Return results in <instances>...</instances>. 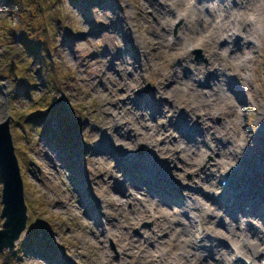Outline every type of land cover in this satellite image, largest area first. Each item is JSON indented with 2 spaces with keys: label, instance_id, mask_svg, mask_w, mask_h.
<instances>
[{
  "label": "rangeland",
  "instance_id": "rangeland-1",
  "mask_svg": "<svg viewBox=\"0 0 264 264\" xmlns=\"http://www.w3.org/2000/svg\"><path fill=\"white\" fill-rule=\"evenodd\" d=\"M158 1L175 4L164 20L157 19L163 8L155 0H0V122L11 116L32 238L24 245L27 235L14 252H0V264H220V257L231 258L230 242L243 238L246 222L250 229L264 222V126L257 123L264 112V30L246 55L252 58L239 68L238 55L226 57L224 45L234 37L243 43L249 37L243 30H231L234 37L225 44L218 33L208 36V26L188 37L189 23L180 15L194 0ZM256 3L262 4L264 19V0ZM211 13L209 23L218 24L219 13ZM244 13L248 20L251 15ZM161 40L173 41L172 55L156 52ZM212 51L218 59L210 60ZM217 66L228 97L203 102L207 73ZM166 70L171 74L161 84ZM235 72L245 81H232ZM177 81L186 95L171 92ZM147 85L151 89L139 95ZM235 90L247 104L237 103L245 147L252 136L259 139L258 152L239 154L224 173L245 186L234 193L220 189L224 177L213 163L221 160L216 152L224 142L216 149L210 137L231 128L224 109L239 99ZM53 98L58 103L48 110ZM204 113L213 116L207 124L217 130L207 141L202 139L207 120H198ZM30 115L41 122L28 121ZM203 141L206 151L197 160ZM212 177L222 204H212V213L200 212L206 232L202 248L188 244L182 250L180 242L189 239L186 230L195 223L189 213L178 212V200L186 197L182 190L197 199ZM241 193L247 197L225 213L236 224L232 240L218 238L215 251L206 225L222 214L228 196ZM245 204L252 205L247 213L257 215L235 220ZM260 246L264 251V240ZM245 258L231 262L244 264ZM257 260L264 263V253Z\"/></svg>",
  "mask_w": 264,
  "mask_h": 264
},
{
  "label": "bare ground",
  "instance_id": "bare-ground-1",
  "mask_svg": "<svg viewBox=\"0 0 264 264\" xmlns=\"http://www.w3.org/2000/svg\"><path fill=\"white\" fill-rule=\"evenodd\" d=\"M180 1L184 0H176L175 3H179ZM253 3H252V2ZM156 4L161 6V8H163V12L161 15L157 16V19H160V17H163V20L168 18V13L172 12L171 9L168 6H173L175 5L174 3L172 4H167V3H162L158 0H155ZM212 3V8H209V3ZM236 4H240V6H242V8H239L240 6H235ZM242 4V5H241ZM168 8V9H167ZM175 9V8H172ZM216 11L219 16V21L218 24H213L211 25V23H209V18L207 16H209L210 14H212V11ZM263 6L260 3H256V0H244L242 3H239V0H194L192 1V3H190V5H187V7H182V11L183 14L180 15V18H183L187 21V23H189V29H191L189 31V33L187 34L188 37L190 36H197L199 34L198 30L202 27L208 26V33H210L208 36H212L215 34H220V42H222L223 44H225L226 42H228L226 39H230L232 38V36L234 37V34L231 35L230 32L231 30H243L240 31L239 34L240 36L243 35H247L249 36L247 39H245V41L243 43H240V40H235L236 37H234V41L231 42L233 43V45H230L231 43L229 42V44H226L224 46L227 53L231 54V55H226V57H234L238 55L237 58V66L239 68H242L245 66L246 61L252 58V57H246V55H248L249 53H253L254 52V48H255V42L254 39L256 38V36L258 35V37H260V32L261 30H264V19H263ZM243 12H245L244 14H250L251 16L248 17V20L242 17L243 16ZM258 16V17H257ZM244 19V21L242 20ZM252 26V28L250 30L245 28L247 26ZM242 27V29H241ZM115 30L119 31V27L115 26ZM208 37V38H209ZM200 38V37H199ZM172 42L173 41H157L156 42V52L158 53V51H161V53H168V55H172L169 51L170 48L172 46ZM248 50V51H247ZM236 51V52H234ZM237 52L239 54H237ZM247 52V53H246ZM219 53L217 52V56L215 54V51H212L210 60L213 59H218L217 57H219ZM244 56V58H243ZM241 58V59H240ZM223 61V60H222ZM219 66H217V70L216 71H211L207 74H211L209 77L206 78V81H208V83H206V85L208 84V88L209 91H207L204 95H205V99H203V102L206 103H211L214 101H219L222 98H227L228 95L226 94V88L224 86V81L222 78H219V72L220 69L218 68ZM123 68V67H122ZM227 68H230L227 66ZM126 69V67H125ZM128 69V68H127ZM244 70V69H243ZM132 71L133 74L137 73L136 69H130V72ZM162 73V79L160 81V83L162 84V82L164 83L163 80H166L167 77L170 76L171 72L166 70V71H161ZM207 74H204L207 75ZM235 78L232 81L237 80H243L245 81L244 77H241L237 74V72H235L234 74ZM242 82V81H240ZM171 85V84H170ZM166 87V85H165ZM183 85L180 84L178 81L174 82V84L172 86H170V90L172 93L174 92H182V94L186 95L185 89L182 88ZM164 90V89H163ZM238 90V89H236ZM235 90V91H236ZM197 91V90H196ZM237 93L239 91H236ZM234 93V91H233ZM239 95V99L237 98V102H230L229 106L226 107L224 110H227L228 114L230 115V118L232 119V123L231 124V128L228 129L226 131V133L224 134H220V137H217L216 135L212 136V139L210 137V142H213L216 144V149H218V145L219 142H224L223 145L221 146L222 148L218 149L216 153H218L219 158H221V160L219 161V159L215 160V162L213 163L214 167L217 169H221V175L223 177H227L225 176V172L229 171V169L227 170V167L230 166V164L233 162L232 159H236L239 158V154L242 155V153H245L246 151H256L258 152V147H257V139L256 136H252V140L250 141H246L247 144L251 145L249 147H245V143H244V138L242 135V126L239 124L238 121V114H239V107L237 106L238 104L243 105H247L243 98L241 93H238ZM183 96V95H182ZM237 96V95H236ZM206 105V104H204ZM208 107H211V105H208ZM191 109H195L196 110V106H193V108H190V112L195 111V110H191ZM262 109L264 111V103L262 104ZM223 109H218L216 110V114L217 115H222L223 113ZM196 113V112H195ZM206 116V117H205ZM205 117V119H204ZM213 116H210L209 113H204V116H201L198 120H202L205 121V125L207 126L208 130L206 129L205 134L203 137L196 135V137H202L203 140L207 141V136L211 133V131L217 132L216 127L214 125L209 126L207 123L212 119ZM201 122V121H200ZM257 123L260 126V128H262L264 126V112L260 111V114L257 116ZM240 134V137L238 136ZM238 136V137H237ZM218 141V142H217ZM227 143L229 145H227ZM254 144V145H253ZM194 145H192L193 147ZM215 149V150H216ZM198 150H200L198 148ZM201 153L198 155H195L197 158V160H200V158L203 156V154L205 153L206 149H205V142L203 141V145H202V149H201ZM192 153H194V149L192 151ZM172 156V155H171ZM191 161V166H195L196 162L194 163L192 160ZM198 163V162H197ZM220 164V165H219ZM236 164V163H234ZM233 168V167H232ZM234 169V168H233ZM231 169V171L233 170ZM250 177V176H249ZM252 178V177H251ZM249 180H253V179H249ZM216 180L214 177L212 178H208V183L205 184V189L202 191V196L197 197V199H193L189 196V192L188 191H183L182 196L184 194H186V197L183 199L178 200L179 202V207H182V210L178 211L179 213H183L186 212L189 213V217L193 218V223L194 225H191V228L186 230V233L189 235V239L185 240L184 238H182L181 242L182 243V250H185V248H187L188 244H193V246L196 249H200L202 248V244H204L205 242V238H206V232H204L205 230L203 229V227L201 226L202 223L200 220L204 219L203 216H201L200 212L204 213H212L211 209L212 204L217 203V204H222V200L220 198L221 193H219L218 191V187L216 186ZM256 184V183H254ZM244 185H240L238 184L236 181H231L230 179H228L227 184L225 185V187H223L222 185H220V189H225L227 190V188H232L234 193L236 191V189L239 187L241 189H243ZM245 187V186H244ZM245 190H249L247 188H245ZM186 192V193H185ZM225 192V191H224ZM229 197H227L226 199V204L227 201L229 200ZM241 197H247L245 194L241 193V196L236 194V197L232 198V205L235 207L238 206L241 202ZM220 198V199H219ZM168 200V199H167ZM224 208L221 207L222 210V214H220L219 216H215L213 217V219H210L208 225H206V230L211 231V233L209 234V238L207 239L208 242H212L211 243V247L214 246L213 244L216 243V241L218 240V238L220 237H228V239L232 240V236L234 235L235 232V225L234 223L231 222V219L229 220L228 218L225 217V213H229L231 214V209H229L226 205L223 206ZM252 209V206H251ZM188 211H192V212H188ZM178 212H176V214H178ZM255 214V213H254ZM253 212L251 213H245L244 211L242 213H240L239 215L234 216L233 218L237 219H241V218H253L254 217ZM257 214H255L256 216ZM207 217H209V215L207 214ZM197 218V219H196ZM260 218V217H259ZM178 221V220H177ZM176 221V222H177ZM199 222V225L196 223ZM235 222V221H234ZM163 224V222H160V224ZM183 223V222H182ZM250 221L247 223L246 222V227L247 229L245 230L244 234H243V238H240L233 242L235 244H233L232 242H230L231 247L229 249L230 251V257L234 256L235 259L240 260V257H246L245 259H247L249 261V263L252 264H264L261 263L257 260V257L260 254H263L264 251H262L260 243L264 240V222L262 221V225L260 227L257 228H252L250 229V225H249ZM188 226V225H187ZM208 226V227H207ZM223 226L224 231H226L225 233H222L224 231H220L218 230V232H214V230H216L218 227ZM216 227V229H215ZM256 230V231H255ZM184 231L182 230V228L180 229V233H183ZM185 233V234H186ZM226 235V236H224ZM238 235V234H237ZM240 235V234H239ZM179 236H181L179 234ZM252 237V240L249 238ZM177 246V244H176ZM217 245L214 246L215 251L217 250ZM221 249V248H220ZM222 250V249H221ZM198 251V250H195ZM226 254V252H225ZM181 258H185L183 256H181ZM220 259L225 263V264H232L231 259H227L225 256L220 257ZM227 259V260H226ZM220 260V261H221ZM219 262L220 264H224L223 262ZM228 261V263H227ZM194 264V261L192 262Z\"/></svg>",
  "mask_w": 264,
  "mask_h": 264
},
{
  "label": "water",
  "instance_id": "water-1",
  "mask_svg": "<svg viewBox=\"0 0 264 264\" xmlns=\"http://www.w3.org/2000/svg\"><path fill=\"white\" fill-rule=\"evenodd\" d=\"M199 53V52H197ZM14 61L9 67V73L14 72ZM15 75V74H14ZM151 89L147 85L138 92L144 95ZM58 103L54 98L48 110ZM11 116L0 122V252H14L20 242L27 239L28 209L24 199V185L20 166L15 154L10 132ZM139 152L141 149L138 150Z\"/></svg>",
  "mask_w": 264,
  "mask_h": 264
},
{
  "label": "trees",
  "instance_id": "trees-1",
  "mask_svg": "<svg viewBox=\"0 0 264 264\" xmlns=\"http://www.w3.org/2000/svg\"><path fill=\"white\" fill-rule=\"evenodd\" d=\"M10 35H12V36H15V29L12 27L11 29H10ZM14 43V42H13ZM12 57V56H11ZM21 80V79H20ZM21 82V81H20ZM27 119H29L28 121H32V122H37V124L38 123H40L41 122V120H39V118L37 117V116H35V115H30V116H28V118ZM31 235H30V233H29V231H28V239H27V241H25L23 244L25 245H27V243L30 241H32V238L30 237Z\"/></svg>",
  "mask_w": 264,
  "mask_h": 264
}]
</instances>
